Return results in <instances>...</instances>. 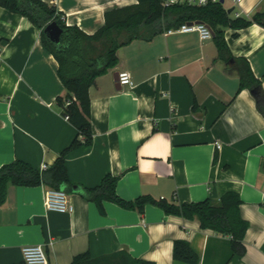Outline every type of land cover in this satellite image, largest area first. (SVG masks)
<instances>
[{
  "label": "crops",
  "instance_id": "0c3cea01",
  "mask_svg": "<svg viewBox=\"0 0 264 264\" xmlns=\"http://www.w3.org/2000/svg\"><path fill=\"white\" fill-rule=\"evenodd\" d=\"M43 1L87 34L103 25L106 10L137 3ZM222 5L232 17H250L264 0ZM223 30L230 53L247 60L264 90V27ZM213 36L163 32L120 47L117 65L88 91L92 144L71 150L65 164L69 180L82 187L120 176L116 192L127 200L147 194L181 203L203 200L212 188L217 197L235 191L248 222L245 253L232 254L229 236L155 205L140 212L104 201L102 214L73 188L65 190L72 211L61 213L45 209V185L8 184L0 204V264L23 262L28 244H41L48 264L117 251L155 264H191L174 259L177 239L189 242L196 264H264V116L252 93L239 89L238 73L219 57ZM57 70L40 29L0 6V166L19 159L48 168L75 137L55 102L66 94ZM123 70L134 85L117 89L114 74Z\"/></svg>",
  "mask_w": 264,
  "mask_h": 264
},
{
  "label": "trees",
  "instance_id": "16d2710c",
  "mask_svg": "<svg viewBox=\"0 0 264 264\" xmlns=\"http://www.w3.org/2000/svg\"><path fill=\"white\" fill-rule=\"evenodd\" d=\"M6 10L26 17L40 29L43 47L58 62V76L66 94L58 95L56 105L76 128V135L55 161L46 169L16 159L0 166V204L6 199L8 184L20 186L45 185L47 188L70 190L77 188L80 194L96 204L104 213L103 202L110 201L126 209L144 211L146 205L158 206L165 214L197 219L201 228L230 237L233 255H243L244 235L248 222L240 214L242 200L235 191H226L218 197L211 194L200 201L175 202L140 195L133 200L120 197L116 185L120 176L106 174L93 187H82L69 180L65 164L67 154L74 148L92 144L89 88L97 77L118 63L117 50L134 39H151L165 30L182 23L198 21L207 24L214 32L218 55L235 69L239 76V89L246 88L255 99L258 111L264 116V90L261 81L254 76L244 58L233 56L224 39V28L241 29L251 24L264 27V9L250 17L230 16L220 2L203 6L172 4L165 0H137L136 4L116 7L104 12V23L94 33L87 34L77 25H67L63 14L54 5L43 0H0ZM56 22L62 32L57 41L47 38L43 28ZM234 36L237 33L233 34ZM195 107V105H194ZM176 260L196 264L198 256L189 242L177 239L173 243ZM15 264H25L24 262ZM69 264H155L135 258L125 251H117L92 257L83 252L73 257Z\"/></svg>",
  "mask_w": 264,
  "mask_h": 264
},
{
  "label": "built area",
  "instance_id": "2783aa9c",
  "mask_svg": "<svg viewBox=\"0 0 264 264\" xmlns=\"http://www.w3.org/2000/svg\"><path fill=\"white\" fill-rule=\"evenodd\" d=\"M221 0H165L166 5L187 4L203 6L208 3L220 2ZM239 2L240 0H235ZM238 14H236L237 16ZM196 32L201 39L212 37V29L203 22L191 21L180 24L164 31V34ZM117 82L120 86L134 85L131 75L128 71L123 70L117 73ZM67 117V116H66ZM47 165L43 164L41 169H46ZM44 207L46 210L57 212H70L72 206L69 204L66 192L62 189L47 188L44 192ZM22 259L25 264H48L45 250L41 244H28L22 247Z\"/></svg>",
  "mask_w": 264,
  "mask_h": 264
},
{
  "label": "water",
  "instance_id": "95a60500",
  "mask_svg": "<svg viewBox=\"0 0 264 264\" xmlns=\"http://www.w3.org/2000/svg\"><path fill=\"white\" fill-rule=\"evenodd\" d=\"M223 0L220 1L222 3ZM231 11V10H229ZM44 33L46 34L47 38L50 39L51 41H57L59 39V36L62 32V29L56 22H51L48 23L44 28H43ZM212 35H214V32L212 31ZM114 80L116 81V88L119 89L120 85L117 82V72L114 74ZM211 195L213 197L217 196L216 189L212 188Z\"/></svg>",
  "mask_w": 264,
  "mask_h": 264
}]
</instances>
